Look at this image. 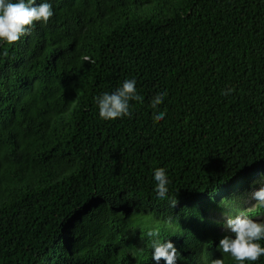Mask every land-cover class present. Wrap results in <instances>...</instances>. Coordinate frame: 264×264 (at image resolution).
<instances>
[{
    "label": "trees",
    "instance_id": "obj_1",
    "mask_svg": "<svg viewBox=\"0 0 264 264\" xmlns=\"http://www.w3.org/2000/svg\"><path fill=\"white\" fill-rule=\"evenodd\" d=\"M50 2L48 25L0 43V264H155V227L177 264H235L206 212L264 173V0ZM125 79L142 102L100 119L95 98Z\"/></svg>",
    "mask_w": 264,
    "mask_h": 264
},
{
    "label": "clouds",
    "instance_id": "obj_2",
    "mask_svg": "<svg viewBox=\"0 0 264 264\" xmlns=\"http://www.w3.org/2000/svg\"><path fill=\"white\" fill-rule=\"evenodd\" d=\"M54 16L53 4L50 0H0V43L9 45L30 36L39 24L46 26ZM232 89L222 92L230 95ZM168 95L167 91L158 92L151 100V108L158 109ZM138 94L135 79H125L115 91L102 93L95 98L99 118L114 121L129 117L130 101L142 102ZM166 111H155L153 119L164 120ZM157 199L164 201L169 196V177L163 167L155 168L152 176ZM257 180L260 186L249 193L250 199L256 207L264 209V173H259ZM230 235H225L217 245L222 255L230 257L235 264H256L264 256V220L252 218L243 213L229 217L223 222ZM151 241V259L155 264H177L180 251L173 241L161 234L160 227L147 231ZM217 264H222L218 260Z\"/></svg>",
    "mask_w": 264,
    "mask_h": 264
},
{
    "label": "rangeland",
    "instance_id": "obj_3",
    "mask_svg": "<svg viewBox=\"0 0 264 264\" xmlns=\"http://www.w3.org/2000/svg\"><path fill=\"white\" fill-rule=\"evenodd\" d=\"M71 109L72 107H70L67 112ZM259 173L261 172H257L255 169L251 168L237 179L231 189L228 191H221L210 198L211 201L207 208L206 215L222 223L219 227L220 231H228L226 228H223V222L237 213H243L252 218L261 220V216L259 215H250L251 211H253L256 206L248 199L249 193L260 186L257 180Z\"/></svg>",
    "mask_w": 264,
    "mask_h": 264
}]
</instances>
